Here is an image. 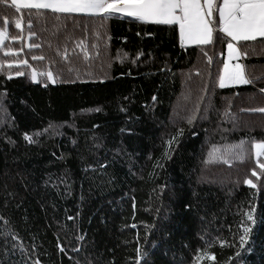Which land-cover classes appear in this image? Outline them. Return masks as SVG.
I'll return each mask as SVG.
<instances>
[{
    "label": "trees",
    "instance_id": "16d2710c",
    "mask_svg": "<svg viewBox=\"0 0 264 264\" xmlns=\"http://www.w3.org/2000/svg\"><path fill=\"white\" fill-rule=\"evenodd\" d=\"M213 25L184 45L178 24L0 0V264H264V38L238 43L251 83L220 87Z\"/></svg>",
    "mask_w": 264,
    "mask_h": 264
},
{
    "label": "snow or ice",
    "instance_id": "6c2138e0",
    "mask_svg": "<svg viewBox=\"0 0 264 264\" xmlns=\"http://www.w3.org/2000/svg\"><path fill=\"white\" fill-rule=\"evenodd\" d=\"M11 6L17 11L21 9H49L54 13L105 17L113 14H124L147 22L167 25L178 24L181 38L199 45L213 43V33L216 30L213 27L216 19L213 12L216 11L219 17V30L234 41H254L257 38H264V0H222L218 7L217 0H203V2L202 0H11ZM4 23L7 24L9 21L5 19ZM14 23L16 28L21 27L19 20ZM5 39H8V33L7 29L3 28L0 29V45H3ZM82 44L81 41L77 47H81ZM29 47H40V45H30ZM228 48L230 54L233 51L239 53V49L234 48L232 43L228 44ZM4 54L16 55L11 50ZM61 55L67 59L66 51ZM32 59L43 60L44 57H32ZM208 59L211 61V57ZM20 63L27 64V60ZM3 67L4 64H0V68ZM7 67L11 68L13 64L8 63ZM236 68L237 71L230 74L228 79L234 83H251L245 78L242 66L237 65ZM227 69L228 66L225 65L226 73ZM16 75H23V73L17 72ZM45 75L52 79L53 83L56 82L51 72L45 73ZM35 78L36 73L33 72V79ZM225 86H227L225 78L221 77L220 87ZM253 111L264 112V108L253 109ZM26 138L29 141L32 139L30 136H26ZM171 143L172 141H169V144ZM255 147L257 157L264 155V143H258ZM257 163L261 169H264V163H259V160ZM252 175L258 176L259 174L253 170ZM246 183L253 188L256 187L251 179L247 180ZM247 220L255 223L252 212L247 213ZM249 231L250 228L244 227V235L240 237L241 244L246 242ZM61 251H63L62 247ZM204 258L205 256L202 254L197 257V260L200 261ZM207 258L215 259L214 256H207Z\"/></svg>",
    "mask_w": 264,
    "mask_h": 264
},
{
    "label": "rangeland",
    "instance_id": "374dc122",
    "mask_svg": "<svg viewBox=\"0 0 264 264\" xmlns=\"http://www.w3.org/2000/svg\"><path fill=\"white\" fill-rule=\"evenodd\" d=\"M218 1V0H217ZM203 2V0H202ZM222 3V0H220V4ZM219 4V5H220ZM213 16L216 18L215 21L217 20L218 21V25H219V17H218V14L215 13V11L213 12ZM214 27V25H213ZM220 27V26H219ZM2 29V28H1ZM179 38H180V41L182 44L184 45H194L195 43H191L189 42L188 40L186 39H182L181 38V34H180V28H179ZM5 41V40H4ZM4 43V42H3ZM229 43H232L234 45V48H238L239 49V41H234L231 37H230V41ZM1 47V45H0ZM241 53H240V49H239V53H236L235 51H233L231 54H230V50L228 48V54H227V58H226V63L225 65L228 66V69H227V73L225 71V66H223V70L221 72V76H220V79H219V83H220V80H221V77H224L225 78V83L226 85H231V84H235L234 82H232L231 80L228 79V76L232 73H235L237 71V68L236 66L237 65H240L242 66V69H243V72H244V76L246 77V71H245V66L243 63H241L240 61H238L239 57H240ZM36 73V71H33ZM53 77V75H52ZM32 78H33V73H32ZM54 78V77H53ZM35 81L38 80V75L36 73V78L34 79ZM52 81V79H51ZM258 143H263V142H258ZM256 143V144H258ZM255 153H257V149L255 147ZM257 157V155H256ZM260 157V156H259ZM257 157V158H259Z\"/></svg>",
    "mask_w": 264,
    "mask_h": 264
},
{
    "label": "crops",
    "instance_id": "0c3cea01",
    "mask_svg": "<svg viewBox=\"0 0 264 264\" xmlns=\"http://www.w3.org/2000/svg\"><path fill=\"white\" fill-rule=\"evenodd\" d=\"M178 26H179V25H178ZM240 53H241V52H240ZM227 54H228V49H227V53H226V58H227ZM238 61H240L241 63L244 64V62H243V58H242V54L240 55ZM225 63H226V61H225ZM224 66H225V65H224ZM245 78L248 79L247 76H246ZM240 84H242V83H235V84H231V85H240ZM227 86H229V85H227Z\"/></svg>",
    "mask_w": 264,
    "mask_h": 264
}]
</instances>
